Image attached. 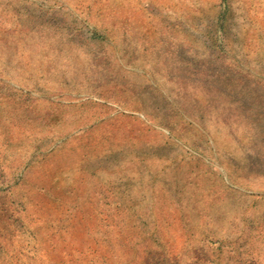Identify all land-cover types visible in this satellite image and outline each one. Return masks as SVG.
Returning a JSON list of instances; mask_svg holds the SVG:
<instances>
[{"label":"rangeland","instance_id":"rangeland-1","mask_svg":"<svg viewBox=\"0 0 264 264\" xmlns=\"http://www.w3.org/2000/svg\"><path fill=\"white\" fill-rule=\"evenodd\" d=\"M0 264H264V0H0Z\"/></svg>","mask_w":264,"mask_h":264}]
</instances>
